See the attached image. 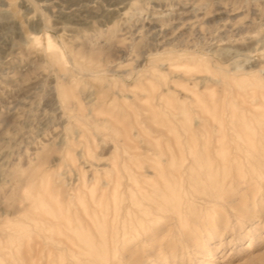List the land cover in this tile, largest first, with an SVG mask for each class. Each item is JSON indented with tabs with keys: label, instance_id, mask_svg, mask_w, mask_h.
Returning <instances> with one entry per match:
<instances>
[{
	"label": "rangeland",
	"instance_id": "1",
	"mask_svg": "<svg viewBox=\"0 0 264 264\" xmlns=\"http://www.w3.org/2000/svg\"><path fill=\"white\" fill-rule=\"evenodd\" d=\"M263 127L264 0H0V264H264Z\"/></svg>",
	"mask_w": 264,
	"mask_h": 264
},
{
	"label": "bare ground",
	"instance_id": "2",
	"mask_svg": "<svg viewBox=\"0 0 264 264\" xmlns=\"http://www.w3.org/2000/svg\"><path fill=\"white\" fill-rule=\"evenodd\" d=\"M119 10V9H118ZM113 11V10H112ZM116 11V10H115ZM114 11V12H115ZM156 42V41H155ZM170 42V41H169ZM171 43V42H170ZM48 44H49V46L50 47H52L53 46V44H52V40H51V37L50 36H48ZM155 46H157V45H155ZM179 46V45H178ZM152 47V46H151ZM169 47V46H168ZM180 47H181V45H180ZM83 55V54H82ZM91 58H92V56H91ZM92 61V60H91ZM73 67V66H72ZM94 67V66H93ZM216 67V66H215ZM247 74V73H246ZM244 79V78H243ZM42 81V80H41ZM202 81V80H201ZM40 82V81H39ZM207 82V81H206ZM34 84V83H33ZM121 89V88H120ZM59 95L61 96H63L64 95V93L63 92H61V91H59ZM64 96H66V95H64ZM66 98V97H65ZM244 111H246V110H244ZM93 114V113H92ZM245 115V114H244ZM249 115V114H248ZM247 115V116H248ZM263 117V116H262ZM222 118V117H221ZM249 118V117H248ZM252 118H254V117H252ZM256 118V117H255ZM229 120V119H228ZM255 120V119H254ZM222 122H223V120H222ZM227 122H229V121H227ZM248 122V121H247ZM251 122H253V127H254V121H252L251 120ZM233 124V123H232ZM238 124H239V122H238ZM257 124V123H256ZM216 125H218V124H216ZM215 125V127H217ZM235 125V124H234ZM230 127V126H229ZM233 127V126H232ZM232 127H231V129H232ZM245 127V126H244ZM256 127V126H255ZM218 128H219V126H218ZM264 128V127H263ZM220 129H222L221 127H220ZM224 129V128H223ZM242 128H240V130H241ZM253 129V128H252ZM228 130V129H227ZM235 130V129H234ZM246 130V129H245ZM263 131V130H262ZM199 132V131H198ZM228 132V131H227ZM241 132V131H240ZM249 132V131H248ZM257 132H259V131H257ZM257 132L256 133H254L253 132V134H251V133H245V131H244V135L243 136H245L244 138V140H245V144L246 145H250V146H258V147H263L264 148V138H261V137H259V138H257L256 139V137L255 136H257L258 134H257ZM261 132V131H260ZM204 133H206V132H204ZM243 133V132H242ZM200 134V133H199ZM207 134V133H206ZM224 134H225V132H224ZM203 135H205V134H203ZM222 135H223V133H222ZM221 135V136H222ZM228 135H230V134H228ZM232 135V134H231ZM230 135V136H231ZM261 135V134H260ZM199 136V135H198ZM201 136V135H200ZM210 136V135H209ZM223 136H225V135H223ZM222 136V138H225V137H223ZM254 136V137H253ZM263 136V135H262ZM234 137V136H233ZM264 137V136H263ZM207 138H209V137H207ZM206 138V139H207ZM228 138V137H227ZM231 138V137H230ZM221 139V138H220ZM233 139V138H232ZM209 140V139H208ZM207 140V141H208ZM223 140V139H222ZM226 140V139H225ZM224 140V141H225ZM207 141H205L206 143H208ZM216 142H218V141H216ZM234 142H236V144L238 145H240V142L238 141V140H236L235 139V141ZM226 143V142H225ZM214 144H215V142H214ZM217 144V143H216ZM215 144V145H216ZM222 144H224V143H222ZM221 144V145H222ZM235 144V143H234ZM206 145V144H205ZM226 144H224V146H225ZM227 146V145H226ZM206 147H207V145H206ZM205 147V148H206ZM231 147V146H230ZM229 147V148H230ZM235 147H236V145H235ZM218 148V147H217ZM220 148V147H219ZM224 148V147H223ZM237 148H239V147H237ZM236 148V149H237ZM242 148V147H241ZM216 149V148H215ZM221 149V148H220ZM232 149V148H231ZM218 150V149H217ZM225 151H227V149L225 150ZM239 151V150H238ZM217 152V151H216ZM223 152V151H222ZM237 152V151H236ZM218 154L220 153L219 152V150H218V152H217ZM226 153V152H225ZM222 154V153H221ZM228 154V153H227ZM235 154V153H234ZM162 155V154H161ZM228 155H230V154H228ZM231 156V155H230ZM236 156H237V154H236ZM221 157V156H220ZM225 157H227V156H225ZM243 157V156H242ZM260 157V156H259ZM258 157V158H259ZM182 159V158H181ZM194 159V158H193ZM209 159V158H208ZM249 159H251V158H249ZM160 160L161 159H159V162H160ZM170 160V159H169ZM222 160V159H221ZM238 160V158L236 157L235 158V161H237ZM162 161V160H161ZM165 161V160H164ZM210 161V160H209ZM227 161H230V160H227ZM232 161H234V160H232ZM158 161H156L155 162V164L157 163ZM159 162L157 163L158 164V167H160L159 166ZM154 164V163H153ZM226 164H229V163H226ZM258 164V163H257ZM194 165V164H193ZM140 166V165H139ZM156 166V165H155ZM162 166V165H161ZM222 166H225L224 164L222 165ZM137 168H138V166H136ZM141 167V166H140ZM174 167H175V165H174ZM237 168H238V166H236ZM157 168V167H156ZM241 167L239 166V169H240ZM170 169H172V167L170 168ZM243 169V168H242ZM249 169V168H248ZM151 170V169H150ZM238 171V170H237ZM171 172V171H170ZM240 172V171H239ZM168 173V172H167ZM191 173V172H190ZM159 174H160V177L162 176L163 178H164V174H163V172H159ZM176 174H177V171H176ZM240 174V173H239ZM185 175V174H184ZM156 176H158V173H157V175ZM171 176V175H170ZM180 176V175H179ZM242 176V175H241ZM134 178V177H133ZM181 178V177H180ZM241 178V177H240ZM118 179V178H117ZM121 178H119L118 180H120ZM162 179V178H161ZM160 179V180H161ZM118 180H117V182H118ZM159 180V179H158ZM170 180V179H169ZM104 183H106L105 181H104ZM154 183V182H153ZM160 183H161V181H160ZM115 184V183H114ZM170 184V183H169ZM169 184L167 183V181L166 180H163V188L161 189L162 190V192H160V194H158V198H160V201L158 202L157 201V203H155V205H154V208L151 210V211H148V212H145V211H143L142 213L145 215H151V221L152 220H156V219H158V218H161L162 216H165V215H167V214H170V213H177V212H179L180 211V208H181V206H180V204L178 205V204H174V205H172V204H170L169 206H168V204H169V201H167V200H169L170 198H172V196L173 195H175V196H179L170 186H169ZM152 185V184H151ZM162 185V184H161ZM103 186V185H102ZM105 186V185H104ZM103 186V187H104ZM121 186V184H119L118 183V187H120ZM123 186V185H122ZM224 186V185H223ZM96 187V186H95ZM115 187V186H114ZM152 187H154L155 188V185L154 186H152ZM156 187L158 188V183L156 184ZM178 187V186H177ZM94 188V187H93ZM174 188V187H173ZM179 188H181V187H179ZM115 189V188H114ZM143 189V188H142ZM141 189V187H140V182L139 181H137L136 179H134L133 181H132V183L130 184V185H128L127 186V188L125 189L126 191L127 190H129L130 192H132V193H143L142 190ZM160 189H158L159 191H160ZM178 189V188H177ZM106 190V189H105ZM120 191V190H119ZM119 191H118V193H119ZM151 191V190H150ZM152 191H154V190H152ZM178 191H180V190H178ZM177 191V192H178ZM117 192V191H116ZM123 193V192H122ZM146 193H147V191H146ZM150 193V192H149ZM154 193V192H153ZM156 193H158V192H156ZM144 195V194H143ZM155 197H156V195H154ZM155 197H154V199H155ZM184 198V197H183ZM56 199V198H55ZM153 199V198H152ZM156 199H157V197H156ZM155 199V200H156ZM151 200V199H150ZM154 200V201H155ZM182 202V201H181ZM186 202V201H185ZM184 202V203H185ZM176 203V202H175ZM190 203V202H189ZM127 204H129V203H127ZM134 204H135V202H134ZM136 205V204H135ZM146 205V204H145ZM130 206H123V208H122V206H121V208L122 209H125V210H128V209H130L129 208ZM187 207V206H186ZM120 208V204H117V203H115L114 204V210H117V209H119ZM59 209V208H58ZM58 209L56 208V210H57V212H60V210L58 211ZM144 209V208H143ZM182 209H183V207H182ZM62 211V210H61ZM56 212V211H55ZM63 212V211H62ZM86 212V215L88 216V212L87 211H85ZM128 212H130V211H128ZM61 214V213H60ZM58 215L57 217H53L52 219H51V221H47V220H39L40 222H41V226L43 227L44 226V228L46 229L45 231H46V233H47V228L49 229V228H53V227H56L58 230L59 229H61L60 228V225H59V223L58 222H60L61 221V219H63V216H64V214H63V216H62V214L61 215ZM70 217V216H69ZM144 219L145 218H141V217H138V218H136L135 220L136 221H134V223L131 225V231H132V233H134L135 235H137L138 233H139V231H140V229L141 228H139L137 225H136V223H138V222H141V221H144ZM24 221V220H23ZM53 221H56V223L55 224H53ZM68 222L67 223H69V218H68V220H67ZM77 221H79V223H80V220L77 218ZM112 221H117V219H116V217L114 216L113 218H112ZM70 224H72V223H69L68 224V226L70 225ZM146 226V225H145ZM74 227H75V225H74ZM63 229H64V227H63ZM120 229V228H119ZM67 230H72V228H67ZM107 230V229H106ZM106 230H104V229H100V230H98V234H99V237L102 239V241L103 240H105V235L107 234V231ZM114 231H116L115 229H114ZM60 233H59V235H61L62 236V233H61V231H59ZM131 234V233H130ZM148 234V233H147ZM50 235H52V232H51V234ZM64 235V234H63ZM124 235H128V233H124ZM145 236V235H144ZM38 238L40 237L41 239V241L43 242V244L44 245H49V244H52V245H58V246H64V244L66 243H69V244H73V245H76V243H74L73 241H72V239L70 238V237H67V236H65L66 238H65V240L64 241H57V242H55L56 240H54V239H52V237L50 238V237H47V236H44V234H42V233H39L38 234V236H37ZM80 238V237H79ZM93 238L94 237H91V238H89V239H87V240H83L82 238H80L81 240H83V241H80L81 243H88V242H92L93 241ZM119 242V241H118ZM27 243V242H26ZM42 244V243H41ZM68 244V245H69ZM73 245H71V248H72V246ZM51 248V247H50ZM97 248V247H96ZM105 248V247H104ZM74 249V248H73ZM68 250V249H67ZM53 252V251H52ZM78 252H79V250H78ZM68 253V252H67ZM11 254V253H10ZM62 254V253H61ZM93 254V253H92ZM15 255V254H14ZM50 256H52L50 253L48 254V259H49V257ZM99 256V255H98ZM11 257V256H10ZM93 257V256H92ZM47 259V260H48ZM44 262V261H43ZM83 262V261H82ZM41 263V262H40ZM52 262H50V264H51ZM98 263H99V261H98ZM5 264V263H4ZM32 264V263H31ZM86 264H88V263H86ZM91 264V263H90Z\"/></svg>",
	"mask_w": 264,
	"mask_h": 264
}]
</instances>
